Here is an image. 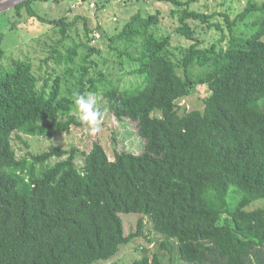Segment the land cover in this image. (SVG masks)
I'll return each instance as SVG.
<instances>
[{
	"label": "trees",
	"instance_id": "obj_1",
	"mask_svg": "<svg viewBox=\"0 0 264 264\" xmlns=\"http://www.w3.org/2000/svg\"><path fill=\"white\" fill-rule=\"evenodd\" d=\"M34 1L13 9L52 27L33 40L43 52L38 66L28 58L0 65V264L106 263L144 237V223L183 264H264V208L247 210L264 200V0H248L234 17L196 10L201 0H144L168 5L173 33L190 44L174 50L172 36L157 33L159 10L130 16L109 37L120 69L141 79L130 89L99 67L87 18L70 21L68 7L46 20L30 10ZM80 22L84 42L71 36ZM206 30L216 38H200ZM199 87L209 94L203 109L180 108ZM76 93L101 95L119 127L135 126L142 151L110 160L93 143L17 156L21 135L82 126ZM121 214L137 216L134 232H125Z\"/></svg>",
	"mask_w": 264,
	"mask_h": 264
},
{
	"label": "rangeland",
	"instance_id": "obj_2",
	"mask_svg": "<svg viewBox=\"0 0 264 264\" xmlns=\"http://www.w3.org/2000/svg\"><path fill=\"white\" fill-rule=\"evenodd\" d=\"M102 1L104 4L100 7L101 5L97 4V0H94V8L90 10L88 6L82 4L74 8L73 5H75V2L71 0L61 4H55L49 0H36L30 5V10L34 12V15L50 20L61 17L60 15H62L68 7H72L73 12L67 13L70 21H72L75 16L87 18L91 30L88 38H94L91 45H96V47L101 50V57L97 58L96 61L99 67L103 68L105 74L108 75V81L117 85L120 89L133 88L141 82V79L136 76L127 75V72L120 69L117 57L109 51V37L115 35L125 25L130 16L136 12L140 11L142 13L146 11L147 13L153 14L156 10H159L161 12V21L157 26V33L170 34L172 36V48L174 50L178 46L185 47L190 44L188 41L173 33L172 25L174 24L168 15V5H161L160 3H153L151 1L145 2L144 0ZM223 1L224 0H201L195 5V9L209 14L214 11L223 12L228 10L230 16L234 17L236 13L243 9L248 0H227L226 3L221 6ZM258 1L261 2L262 0ZM24 10L25 9H22L19 14H16L17 12L15 9L0 13V65L3 70L9 68L12 60L17 58H28L36 68L39 64V59L43 56V52L40 45H36L37 43L35 44L33 40H37L38 38L44 40L45 38L42 37L43 34H52V27L49 26L48 23L36 22L30 18ZM56 36L59 35L57 34ZM71 36L74 40L80 39L84 42L85 39L81 22L71 30ZM215 36V32L211 30L200 33V38H203L205 41H210L212 38H216ZM56 40L57 39H54L50 44H54ZM93 58L92 60H94ZM92 74H94V72H91V75ZM208 95L205 87H199L194 94L181 100L179 107L186 108L187 111L202 110L203 101ZM95 98L98 108L104 113V120L101 124V130L98 133L93 134L82 125L73 127L70 131L65 133L44 137L33 138L21 135L20 138L22 141L16 139L14 141V148L17 156H23L26 152L38 154L52 147L64 150L76 147L79 150L88 151L93 143L101 144L106 150L110 160H113L116 151H133L136 153L142 151L144 141L137 136L135 126L132 127L131 130L119 127V125L112 120L111 114H109L101 95L95 96ZM76 119L79 121L77 114ZM25 144H27V146ZM259 208H264V200L254 202L247 210L252 211ZM120 217L123 221L125 232H134L137 216H135V214H121ZM144 224V237L135 240L127 247L121 248L116 257L102 264H132L135 259L143 255L151 257L153 254L162 255V257H164V264H183L177 260L175 252L169 256L168 253L160 247L161 242L167 240L156 235L149 224Z\"/></svg>",
	"mask_w": 264,
	"mask_h": 264
},
{
	"label": "clouds",
	"instance_id": "obj_3",
	"mask_svg": "<svg viewBox=\"0 0 264 264\" xmlns=\"http://www.w3.org/2000/svg\"><path fill=\"white\" fill-rule=\"evenodd\" d=\"M73 105L78 119L85 129L90 130L93 134L98 133L101 130L104 113L98 108L97 100L93 94L76 93Z\"/></svg>",
	"mask_w": 264,
	"mask_h": 264
},
{
	"label": "water",
	"instance_id": "obj_4",
	"mask_svg": "<svg viewBox=\"0 0 264 264\" xmlns=\"http://www.w3.org/2000/svg\"><path fill=\"white\" fill-rule=\"evenodd\" d=\"M31 0H0V13L15 8L17 5Z\"/></svg>",
	"mask_w": 264,
	"mask_h": 264
},
{
	"label": "built area",
	"instance_id": "obj_5",
	"mask_svg": "<svg viewBox=\"0 0 264 264\" xmlns=\"http://www.w3.org/2000/svg\"><path fill=\"white\" fill-rule=\"evenodd\" d=\"M56 1H59V2H66L67 0H56ZM71 1H74L75 2V5H73V7H76L78 5H80L81 1L80 0H71ZM91 8L94 7V4L92 3L91 5Z\"/></svg>",
	"mask_w": 264,
	"mask_h": 264
}]
</instances>
